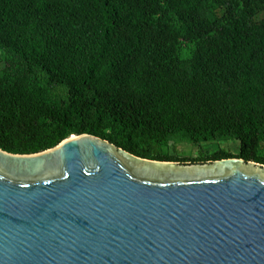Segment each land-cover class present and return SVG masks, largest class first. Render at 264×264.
<instances>
[{
  "label": "trees",
  "instance_id": "1",
  "mask_svg": "<svg viewBox=\"0 0 264 264\" xmlns=\"http://www.w3.org/2000/svg\"><path fill=\"white\" fill-rule=\"evenodd\" d=\"M2 63L6 153L86 134L146 160L264 166V0H0Z\"/></svg>",
  "mask_w": 264,
  "mask_h": 264
},
{
  "label": "water",
  "instance_id": "2",
  "mask_svg": "<svg viewBox=\"0 0 264 264\" xmlns=\"http://www.w3.org/2000/svg\"><path fill=\"white\" fill-rule=\"evenodd\" d=\"M0 264H264V166L146 160L86 134L0 150Z\"/></svg>",
  "mask_w": 264,
  "mask_h": 264
},
{
  "label": "rangeland",
  "instance_id": "3",
  "mask_svg": "<svg viewBox=\"0 0 264 264\" xmlns=\"http://www.w3.org/2000/svg\"><path fill=\"white\" fill-rule=\"evenodd\" d=\"M208 12H211V14H215L218 17H221L223 14V7H216V6H210L208 7ZM182 52L185 54V52L188 50V46L184 44L182 46ZM4 66V63L0 64V69ZM199 147H193L187 143H169L167 147V153L169 155H174L178 157H189V158H196L198 156L199 150H202V152L206 155H211L213 152H215L217 149H225L229 150L232 154H235L237 152L236 144L232 142H224V143H204ZM191 164V163H190Z\"/></svg>",
  "mask_w": 264,
  "mask_h": 264
}]
</instances>
